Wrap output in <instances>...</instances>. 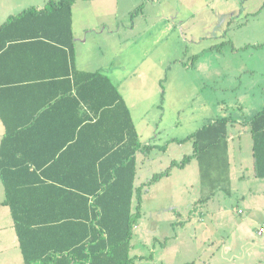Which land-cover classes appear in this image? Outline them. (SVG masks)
<instances>
[{"label": "trees", "instance_id": "obj_1", "mask_svg": "<svg viewBox=\"0 0 264 264\" xmlns=\"http://www.w3.org/2000/svg\"><path fill=\"white\" fill-rule=\"evenodd\" d=\"M75 1L49 0L44 8L25 9L0 25V32L23 25L40 30L31 36L47 35L48 30L58 33L60 36L53 38L66 50L68 48L73 59ZM18 37L10 36L5 42L1 41L0 55L8 50L7 44ZM74 75L76 92L67 99L82 113L74 124L73 134L59 143L49 156L34 155L26 136L39 126L37 121L44 113L56 109L57 101L51 99L50 107L37 109L26 120L16 121L17 117H24L26 107L20 103L25 93L15 90L3 96L0 92V118L6 128L0 147V169L5 187L2 204L11 209L24 264L53 259L131 264L134 228L143 217L141 187L135 186L137 153L147 155L156 145L141 141L132 112L108 74L79 71L75 67ZM10 98L12 104H8ZM231 122V118H218L186 139H173L193 143V152L180 161H173L171 167L183 168L194 159L199 162L203 185L208 191L201 199L205 202L223 184L230 182ZM248 125L253 140L254 176L264 179V108L248 121ZM10 142L15 143L12 148ZM168 145L169 142L157 145V149L165 150ZM72 154L75 156L71 162L80 169L79 184L68 187L65 185L73 173H62L59 168ZM168 173L167 169L153 180L158 181ZM66 229L80 233L67 234ZM48 240H63L64 243L59 248L42 250L43 243Z\"/></svg>", "mask_w": 264, "mask_h": 264}, {"label": "rangeland", "instance_id": "obj_2", "mask_svg": "<svg viewBox=\"0 0 264 264\" xmlns=\"http://www.w3.org/2000/svg\"><path fill=\"white\" fill-rule=\"evenodd\" d=\"M153 2L117 0L119 15L107 16V20L111 23L122 20L125 26L114 27V34L108 37L112 43L104 51L115 55V73L119 66L124 72L122 78L130 75L124 87L125 95L132 105L137 104L135 118L142 139L156 145L143 163H139L137 180L138 184L144 183L139 187L144 217L140 230L147 244L145 255L150 257L153 254L151 245L156 244L157 236H163L169 228L164 224L157 226V213L174 206V225L179 228L184 227L182 224H189L187 219L195 216L194 225H190L193 228L190 234L194 235V228L197 232L192 236L194 240L188 244L183 241L164 255L182 261L201 253L204 246L201 229L210 227L217 241L221 240L222 233H229L231 226L228 224L213 231L212 225L217 221L210 218V211L225 208L226 214L240 218L237 222H242L248 209L238 200L239 196L264 197V184L258 186L254 184L255 180L243 181L242 189L231 186L230 192L221 193L220 202L208 209L209 204L200 201L208 191L203 185L199 162L193 160L191 165L183 168L171 167L173 161H180L193 152L191 141L175 142L173 138L186 139L208 124L212 116L221 111L218 100L225 101L222 105L225 116L240 115L242 107V114L252 117L264 108V0H157L156 7ZM111 4L113 2H109ZM94 5L102 4L96 2ZM144 6L145 14H141ZM92 9L91 14L96 18ZM144 16L149 22L157 21V33H151V38L139 33L146 25ZM134 21L138 22L134 31L142 34V38L129 35L134 32L131 28ZM117 32L125 34L119 38ZM153 37L157 38L156 45L151 44ZM95 49L91 55L101 58L102 50ZM197 56L203 64L194 62L193 58ZM207 69L212 70L211 76L205 73ZM119 71L121 73V69ZM159 84L162 85L160 94L157 93ZM162 96L164 99L160 103ZM168 141L167 149H157V145L164 146ZM252 142L250 135L243 140L248 156L252 152ZM167 169L168 175L153 180L155 175ZM257 182L264 183V179ZM157 185L162 190L157 191ZM158 192H165L161 195L162 201ZM261 200L263 202L257 204V210L252 214L259 221L264 219V200ZM188 210L192 212L184 218L181 214L190 212ZM159 238L164 242V237ZM157 247L161 248L156 244ZM157 254L156 249L157 261L164 257L158 258Z\"/></svg>", "mask_w": 264, "mask_h": 264}, {"label": "crops", "instance_id": "obj_3", "mask_svg": "<svg viewBox=\"0 0 264 264\" xmlns=\"http://www.w3.org/2000/svg\"><path fill=\"white\" fill-rule=\"evenodd\" d=\"M48 2L49 0H0V25H3L8 21L11 16L17 15L25 9L31 7L44 8ZM96 2H100L102 5L94 7L96 6L94 5ZM109 2H113V4L109 5ZM152 4L156 7L157 0H154ZM159 4L160 2L158 5ZM91 9L94 10V16L96 18H93ZM119 10L120 8L117 4V0L75 1L73 5L75 57L73 59L68 48L66 50V48L62 46L63 44H60L53 38V36L59 37L60 35L58 33L55 34L48 30L47 35L31 36L30 34L33 32H40V30L32 29L30 27H22L23 25L16 27L13 26L10 29L0 32V42H5V39L10 36H19L18 38H14V40H12L11 43H8L7 46L5 45L9 48L0 55V92H2L3 96H9V94L15 90H21L25 93V96L21 98L22 102L20 103L26 107L25 112L22 114L24 117H17L16 121L26 120L31 116V113L35 110L37 111V109H44L43 107L48 106L50 107L48 102L51 99L57 101L56 109L44 113L37 121L39 122V126L36 125L34 131L26 136L27 144H32L33 149H31V152L37 157L51 155L59 143L68 139L73 134L72 130L75 122L78 120V116L82 113L80 110L74 108L73 102L67 99V97L76 92V77L74 75L75 67L79 71H102L110 76L113 82L118 85L132 112L141 141L144 144H151L142 139L140 130L138 129L135 118V106L137 104L132 105L124 92V87L126 86L130 75L127 74L125 78H122L124 72L119 66L115 73L113 69L116 61L114 59L115 55L105 53L109 44L112 43L108 37L114 34V27L117 26L119 28L121 25L125 26V23L122 20H117L114 23L107 20V16H118ZM144 10H146L145 6L142 8L141 14H145ZM130 11L131 10H127V12ZM143 18L146 19V21H144V24L146 25L143 30L139 31V33H144V36L148 35V37L151 38V33H157V21L154 20L149 22L147 16H144ZM137 23L134 21L133 25H131L133 31ZM184 24H187V22L185 21ZM134 32L133 34L129 33V35L133 37H141L142 34L139 35L137 31ZM116 34L119 35V38H122L125 33L117 32ZM153 38L151 44L156 45L157 38ZM95 48H100L102 50V57L99 59L94 58L91 55L92 51L96 50ZM203 53H205V50ZM153 56L155 55L153 54ZM199 60L200 58L198 57L194 62L198 61V65L204 63ZM194 62L192 61L190 67H192ZM188 65L189 64L186 63V66ZM120 69L121 73L119 71ZM211 71V69H207L205 73L211 76ZM113 73L117 76L115 77ZM161 86L162 85L159 84V90H157V93L159 94L162 93ZM163 99L164 97L162 96L161 100H159L160 103ZM12 103L13 100L10 98L8 104ZM223 104H225V101H217V105L221 111L216 112L209 122L222 117L232 119V122L229 125V153L231 160L230 182L229 184L223 185L217 190L212 198L206 201L209 204L208 209L210 207L213 208L218 204L222 199V197H220L221 193L225 194V192H230L231 186H238L239 189H242V182L248 180H255L256 183L254 184H258V186L264 184L262 182H257V180L261 178H256L254 176L253 142L251 145L252 152L250 153V156L245 153L243 144L244 138L248 137V135L251 136L248 121L253 116L248 117L242 114V107H240V115H237L236 117L231 115L225 116L223 115ZM161 105L162 104H160V107ZM91 115H93V113ZM38 128H40V131ZM48 128H51V130L46 131ZM5 132V125L0 118V147L3 143ZM8 144L12 148L15 143L10 142ZM74 156V154L68 155L59 168L62 173L66 171L73 173L72 178L68 179V184L65 185L68 187L79 184L80 169L76 163L71 162ZM145 157L146 155L144 153H137L136 187L144 185V183L138 184L137 180L140 171L139 163H143ZM191 164L192 163H190V165ZM167 178H169V176ZM159 190L162 189L157 185V191ZM247 190H251V188H248ZM157 194L160 200L162 198L161 195H164L165 192H158ZM170 196H172L171 193ZM4 199L5 187L0 169V264H24L25 261L20 247L19 238L16 233L11 209L8 205L2 204ZM261 199L264 200V197L252 195L239 196L238 200H241L248 209H246L247 216L242 222H237L241 220L240 218L226 214L225 208H220L217 211H210V218L217 221L212 225L214 227L213 231L216 230V228H220L222 224L225 226L228 224L231 226L229 233H222L221 240L217 241L213 238L216 234L212 231L210 232V227L208 228L209 230L201 229L203 237L202 243L204 244L201 253L197 252L194 257L182 261L169 259L164 255L167 254L166 252L171 250V248H174V246H180V243L183 244V241L188 244L189 241L194 240V237L192 236H196L195 234L197 232H195L196 229L194 228V235H191L190 231L192 232L193 228L190 225H194L192 221L195 216H191L192 218L187 219L189 224L184 222L185 224H182L184 227L179 228L174 225V206L168 210L159 211L157 213V226L161 227V225L164 224L165 227L168 226L169 228L166 229L163 236H157L156 244L161 248H156L155 243L151 245L153 254L150 255V257H146L145 255L146 252L144 248L147 244L146 239H144L143 233L140 230V223L144 220L143 217L134 228L130 250V256L132 257L131 264H264V239H261L264 238V230L261 231V228L264 229V219L259 221L252 217V214H255V211L257 210V204L263 202ZM160 201H162V199ZM188 211L190 212H182L184 214L181 215L184 218L188 217L192 212L191 210ZM186 225H188L187 228ZM64 232L65 231H63V233ZM137 232L139 233L137 234ZM66 233L78 235L80 232L67 230ZM159 237H164V242H162ZM166 238H169V241ZM63 243V240H48L43 243L42 250L47 248L52 249L54 247L59 248L63 246ZM156 249L158 258L164 256L163 258L158 259V261L155 259L154 255ZM32 264L96 263L86 260L53 259L36 261L32 262Z\"/></svg>", "mask_w": 264, "mask_h": 264}, {"label": "built area", "instance_id": "obj_4", "mask_svg": "<svg viewBox=\"0 0 264 264\" xmlns=\"http://www.w3.org/2000/svg\"><path fill=\"white\" fill-rule=\"evenodd\" d=\"M264 229L263 228H261V231H263Z\"/></svg>", "mask_w": 264, "mask_h": 264}]
</instances>
